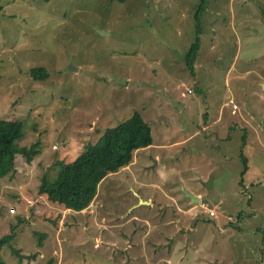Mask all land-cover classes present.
Listing matches in <instances>:
<instances>
[{"label": "rangeland", "instance_id": "374dc122", "mask_svg": "<svg viewBox=\"0 0 264 264\" xmlns=\"http://www.w3.org/2000/svg\"><path fill=\"white\" fill-rule=\"evenodd\" d=\"M199 2L0 0V119L37 151L0 181L6 264H264V0H208L190 71ZM135 112L152 146L79 206L40 195Z\"/></svg>", "mask_w": 264, "mask_h": 264}, {"label": "trees", "instance_id": "16d2710c", "mask_svg": "<svg viewBox=\"0 0 264 264\" xmlns=\"http://www.w3.org/2000/svg\"><path fill=\"white\" fill-rule=\"evenodd\" d=\"M44 1L48 2L49 0ZM127 1L111 0L117 4H125ZM199 1L194 15V38L184 55L186 67L190 71L196 63L201 46L200 21L208 0ZM31 74L37 81H46L50 76L44 67L32 69ZM187 90L188 88L184 89L186 94L192 95ZM23 124L24 121L20 120L0 119V181L12 175L18 155H23L27 161H32L33 156L37 154L34 148L20 147L18 144V141L23 137ZM243 139L245 140V136ZM153 143L154 138L150 125L139 112H135L117 126L106 129L99 140L90 145L74 161H58L56 176L52 179L49 175H44L39 193L49 203L59 207L72 209L79 206L84 199L91 198L92 192L96 191L108 176L115 175L120 169L129 166L137 151L146 149ZM245 145L246 143H243L242 146L245 147ZM241 157L243 161L241 176L244 178L248 170V160L244 153L241 154ZM36 235L39 237V246H42V239L45 235L41 232H36ZM16 236V227H12L10 234L0 237V264H6L1 254L3 247H9L14 255H18L19 261L20 256L23 257L21 252L12 246Z\"/></svg>", "mask_w": 264, "mask_h": 264}, {"label": "water", "instance_id": "95a60500", "mask_svg": "<svg viewBox=\"0 0 264 264\" xmlns=\"http://www.w3.org/2000/svg\"><path fill=\"white\" fill-rule=\"evenodd\" d=\"M187 196L191 199L192 203H200V199L198 197H193L191 195H187ZM141 203L143 205H146V204L148 205L149 204L148 202H144V201H141Z\"/></svg>", "mask_w": 264, "mask_h": 264}, {"label": "built area", "instance_id": "2783aa9c", "mask_svg": "<svg viewBox=\"0 0 264 264\" xmlns=\"http://www.w3.org/2000/svg\"><path fill=\"white\" fill-rule=\"evenodd\" d=\"M187 92H188L189 94H191V93H192V90H191V89H188ZM233 105H234V109H235V110L238 109V105H237V104H234V103H233ZM203 206H204V205H203ZM13 211H14V210H13ZM210 214H211V216H215V215H216V212H215L214 210H211V211H210Z\"/></svg>", "mask_w": 264, "mask_h": 264}, {"label": "crops", "instance_id": "0c3cea01", "mask_svg": "<svg viewBox=\"0 0 264 264\" xmlns=\"http://www.w3.org/2000/svg\"><path fill=\"white\" fill-rule=\"evenodd\" d=\"M205 128H211V125H209V126H204ZM199 198V197H198ZM200 199V198H199Z\"/></svg>", "mask_w": 264, "mask_h": 264}]
</instances>
